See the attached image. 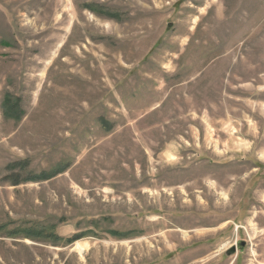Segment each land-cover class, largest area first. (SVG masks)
<instances>
[{
	"label": "rangeland",
	"instance_id": "obj_1",
	"mask_svg": "<svg viewBox=\"0 0 264 264\" xmlns=\"http://www.w3.org/2000/svg\"><path fill=\"white\" fill-rule=\"evenodd\" d=\"M0 264H264V0H0Z\"/></svg>",
	"mask_w": 264,
	"mask_h": 264
},
{
	"label": "crops",
	"instance_id": "obj_2",
	"mask_svg": "<svg viewBox=\"0 0 264 264\" xmlns=\"http://www.w3.org/2000/svg\"><path fill=\"white\" fill-rule=\"evenodd\" d=\"M242 200V199H241ZM240 200V201H241ZM243 202L241 201L239 204V206L238 207H240L241 206V204H242ZM238 217H240L239 216V213H237V215L235 216V218L234 219H226V221H222L220 224H226V223H231L232 221H236V219L238 218ZM180 218H178V220H179ZM205 220V222L201 225V227H197V226H194V227H190V226H188V224L186 225V223L183 225V224H179L178 226H179V228L178 229H180V230H183V231H185V230H190V231H196L197 229H199L201 232H204V231H209V230H212V229H215L216 227H215V225H208L209 224V220H208V218H205L204 219ZM199 221H200V218H199ZM212 224V223H211ZM199 226V225H198ZM225 226L223 225V226H221V231H224L225 229H227L228 227H225Z\"/></svg>",
	"mask_w": 264,
	"mask_h": 264
},
{
	"label": "trees",
	"instance_id": "obj_3",
	"mask_svg": "<svg viewBox=\"0 0 264 264\" xmlns=\"http://www.w3.org/2000/svg\"><path fill=\"white\" fill-rule=\"evenodd\" d=\"M5 103H7V106L5 107V111H4V115L5 117H12V118H15V113L18 115L19 113L17 112V105L16 104H12V100L9 96H6L5 100H4ZM20 115V114H19ZM17 118H21V117H18ZM79 239V238H78Z\"/></svg>",
	"mask_w": 264,
	"mask_h": 264
},
{
	"label": "water",
	"instance_id": "obj_4",
	"mask_svg": "<svg viewBox=\"0 0 264 264\" xmlns=\"http://www.w3.org/2000/svg\"><path fill=\"white\" fill-rule=\"evenodd\" d=\"M244 246H245V242L239 243V248H242ZM235 251H236V248L232 249L230 254L235 253Z\"/></svg>",
	"mask_w": 264,
	"mask_h": 264
}]
</instances>
